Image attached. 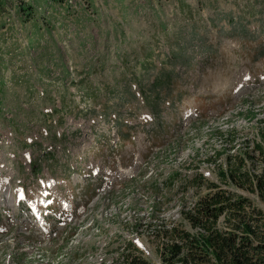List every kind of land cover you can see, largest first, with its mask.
<instances>
[{"label": "rangeland", "instance_id": "374dc122", "mask_svg": "<svg viewBox=\"0 0 264 264\" xmlns=\"http://www.w3.org/2000/svg\"><path fill=\"white\" fill-rule=\"evenodd\" d=\"M157 74L169 82L148 96ZM263 131L264 0H3L0 223L11 225L0 264H122L128 254L162 264L165 238L153 232L198 235L181 212L222 183L225 155L213 152L234 146L227 154L246 159ZM134 160L133 178L100 193L58 238L39 239L20 207L16 220L3 215L16 213L12 193L74 194L96 180L92 169L120 173Z\"/></svg>", "mask_w": 264, "mask_h": 264}, {"label": "trees", "instance_id": "16d2710c", "mask_svg": "<svg viewBox=\"0 0 264 264\" xmlns=\"http://www.w3.org/2000/svg\"><path fill=\"white\" fill-rule=\"evenodd\" d=\"M2 3L3 0H0V7ZM184 52L186 49H181L179 53L172 52V58L176 59ZM182 58L185 59L184 56ZM156 78L158 81L154 80L148 87V96L163 88L160 80L169 82L168 78L160 74ZM141 92L145 94L144 90ZM144 98L148 99L147 96ZM230 132L227 133L229 137L232 134ZM234 133L237 136V131ZM218 134L219 137L227 136L221 131ZM259 138L260 142L253 146L245 144L246 159L227 154L226 151H232L234 146L213 152L215 158L225 155V168L222 170L221 167L219 174L222 183H210V192L201 196L193 208L181 212L188 222L187 225L197 230L198 235L179 229L178 225L168 230L157 227L153 232L155 237L165 238V242H161L159 246L162 264H264V223H261L264 216L253 203V196L264 203V169L257 174L252 168L254 153L264 164V131ZM248 148L251 150L247 152ZM207 162L213 161L207 159ZM197 178L199 181L204 180L201 174H196L194 182ZM222 184L230 185L232 189L240 188L249 194L224 189ZM223 215L226 217L222 226L219 219ZM129 246L133 249L131 244ZM120 261L122 264H150L131 254L120 257Z\"/></svg>", "mask_w": 264, "mask_h": 264}, {"label": "bare ground", "instance_id": "6f19581e", "mask_svg": "<svg viewBox=\"0 0 264 264\" xmlns=\"http://www.w3.org/2000/svg\"><path fill=\"white\" fill-rule=\"evenodd\" d=\"M2 167V166H1ZM9 171V170H8ZM4 178V177H3ZM1 180V179H0ZM0 183H2V180H1V182Z\"/></svg>", "mask_w": 264, "mask_h": 264}, {"label": "built area", "instance_id": "2783aa9c", "mask_svg": "<svg viewBox=\"0 0 264 264\" xmlns=\"http://www.w3.org/2000/svg\"><path fill=\"white\" fill-rule=\"evenodd\" d=\"M24 212L26 213V210Z\"/></svg>", "mask_w": 264, "mask_h": 264}]
</instances>
